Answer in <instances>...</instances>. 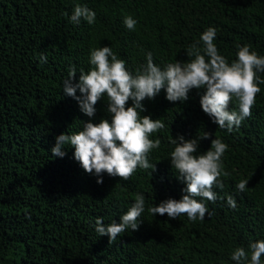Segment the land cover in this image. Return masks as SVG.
<instances>
[{"label": "trees", "instance_id": "obj_1", "mask_svg": "<svg viewBox=\"0 0 264 264\" xmlns=\"http://www.w3.org/2000/svg\"><path fill=\"white\" fill-rule=\"evenodd\" d=\"M77 4L96 13L94 24L70 21ZM129 15L138 21L135 30L124 25ZM209 27L229 63L238 45L264 56V0H0V264H236L230 257L237 247L249 251L250 243L264 239V83L251 116L231 132L203 112L205 90L193 89L186 103L168 101L164 89L142 101L141 115L165 127L150 137L161 141L148 154L156 170L137 168L127 181L105 173L98 184L70 145L62 158L51 153L57 136L78 133L90 119L62 85L71 68L76 81L91 68V50L111 47L135 75L148 52L162 69L189 62L190 46ZM198 46L202 50L203 42ZM258 76L264 80V72ZM107 103L105 95L92 122L110 120ZM230 109L239 111L235 99ZM205 132L209 139H201ZM180 135L197 139L196 155L214 138L228 145L222 157L228 175L213 189L217 200L195 197L208 208L203 220L147 210L186 194L170 164V141ZM245 179L241 192L236 186ZM137 194L145 197L137 231L129 228L111 242L95 231L97 218L119 223Z\"/></svg>", "mask_w": 264, "mask_h": 264}, {"label": "clouds", "instance_id": "obj_2", "mask_svg": "<svg viewBox=\"0 0 264 264\" xmlns=\"http://www.w3.org/2000/svg\"><path fill=\"white\" fill-rule=\"evenodd\" d=\"M81 19L94 24L96 13L77 4L70 21L79 24ZM123 22L128 30H135L138 23L130 15ZM216 32L214 27H209L201 34L200 41L191 45L187 52L189 57H193L187 63L177 60L162 69L154 63L152 53L148 52L146 65L137 69L135 75L111 47L91 50V68L86 73L81 70L78 81L75 67L71 68L68 79L62 85L64 94L76 99L80 110L90 119L84 122L83 130L78 133L57 136L51 149L52 155L64 157L66 153L63 149L65 145H70L74 148V159L86 173L98 177V184L103 183L105 173L127 181L137 168H151L154 172L156 164L149 163L148 154L158 149L161 141L150 137L165 125L160 119L141 115L146 111L142 101L154 99L162 89L166 91L168 101L180 103L190 99L189 93L193 89L205 90L200 97L203 112L221 129L231 132L234 127L238 128L251 116L256 96L261 91L259 85L264 83L258 76V73L264 72V56L251 51L248 45H238L237 59L229 63L219 54L214 43ZM200 42H203L202 50L198 46ZM41 62L46 63L47 57L42 55ZM77 90L81 95L77 96ZM105 95L110 120L101 118L94 123L91 118L96 115L95 106ZM234 99L238 102L239 111L230 109ZM129 100L132 101L131 106H128ZM210 135L205 132L201 139H209ZM170 142L175 145L170 154V164L179 173L177 178L186 185L183 190L186 194L180 200L169 198L147 210L152 215L167 214L170 219L186 214L191 221L203 220L208 208L195 197L213 203L217 200L218 194L213 189L222 188L220 177L228 175L222 161L228 145L214 138L206 152L196 155L199 149L197 139L186 140L180 135ZM248 183L246 179L241 180L236 187L242 192ZM227 204L232 209L237 207L231 195L227 197ZM144 211L145 197L137 194L134 204L121 216L119 223L105 225L103 218H97L95 231L101 236H108L109 242L114 241L129 228L137 231L140 225L138 219ZM262 256L264 239H258L250 243L249 251L237 247L230 258L236 264H262Z\"/></svg>", "mask_w": 264, "mask_h": 264}]
</instances>
